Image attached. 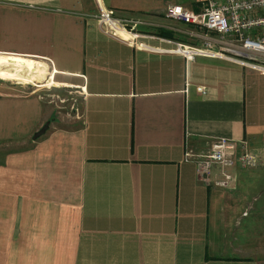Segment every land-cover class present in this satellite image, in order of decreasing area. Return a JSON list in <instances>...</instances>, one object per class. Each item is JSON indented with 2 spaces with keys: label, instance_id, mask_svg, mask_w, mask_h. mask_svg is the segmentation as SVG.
Instances as JSON below:
<instances>
[{
  "label": "crops",
  "instance_id": "crops-1",
  "mask_svg": "<svg viewBox=\"0 0 264 264\" xmlns=\"http://www.w3.org/2000/svg\"><path fill=\"white\" fill-rule=\"evenodd\" d=\"M205 1L0 0V59L39 63L46 84L83 105L82 120L34 140L55 115L46 84H0V264H264V187L239 186L264 181V73L141 49L91 18L103 7L141 33L200 45L217 35L165 12ZM219 138L246 140L259 170L227 168L236 182L222 188L215 166L205 183L186 153Z\"/></svg>",
  "mask_w": 264,
  "mask_h": 264
},
{
  "label": "built area",
  "instance_id": "built-area-1",
  "mask_svg": "<svg viewBox=\"0 0 264 264\" xmlns=\"http://www.w3.org/2000/svg\"><path fill=\"white\" fill-rule=\"evenodd\" d=\"M165 15L168 19L214 33L217 38L207 39L200 45L173 42L141 33L138 27L143 22L117 18L111 10L103 7L91 18L98 23L104 34L131 44L135 41L141 49L178 53L188 61L197 57L223 59L264 73V0H206L202 11L198 13L182 5L171 4ZM148 40L174 45V48H152L146 43ZM197 90L206 94L202 87ZM186 160L195 162L198 176L207 184L211 182L213 168L219 166L222 179L215 186L222 188H230L236 182V177L228 173L227 168L255 170L261 165L260 156L250 148L246 140L227 138L215 140L205 155L187 152Z\"/></svg>",
  "mask_w": 264,
  "mask_h": 264
},
{
  "label": "rangeland",
  "instance_id": "rangeland-1",
  "mask_svg": "<svg viewBox=\"0 0 264 264\" xmlns=\"http://www.w3.org/2000/svg\"><path fill=\"white\" fill-rule=\"evenodd\" d=\"M128 38V36H124ZM0 59V64L3 63L5 58L9 57H1ZM4 58V59H3ZM29 70H32L33 66H28ZM31 76L30 74H28ZM47 79V78H46ZM48 80H34L33 82H22V81H11L8 79H3L0 77V84L4 85H9L10 87H23V88H36L39 87L38 85H44L46 84ZM21 83V84H18ZM22 84H27V85H22ZM44 92V101L50 105L52 108L55 110V115L52 118V122L54 124H59V126H72L73 121L72 119L76 118L79 120H82L83 118V105H82V99L81 95L76 92L77 90L75 89H68V91H61V90H56L55 86L51 87V85L46 84L45 87H41ZM259 170V169H258ZM256 171V170H255ZM245 183H241L239 186H247L252 183H259L262 182V184L257 185V186H263L264 187V181L258 180L256 175H247L245 176ZM241 209V207H240ZM238 239L241 240L242 236V230L241 227L238 229ZM242 245V246H241ZM237 251H241L242 253H247L248 250L243 249V244L242 243H237L236 244Z\"/></svg>",
  "mask_w": 264,
  "mask_h": 264
},
{
  "label": "bare ground",
  "instance_id": "bare-ground-1",
  "mask_svg": "<svg viewBox=\"0 0 264 264\" xmlns=\"http://www.w3.org/2000/svg\"><path fill=\"white\" fill-rule=\"evenodd\" d=\"M28 66H33L32 70H29ZM46 74L39 67V63L32 60L11 57L0 64V77L11 81L31 83L35 79L39 80V78L45 80ZM48 85H51V82H48Z\"/></svg>",
  "mask_w": 264,
  "mask_h": 264
},
{
  "label": "water",
  "instance_id": "water-1",
  "mask_svg": "<svg viewBox=\"0 0 264 264\" xmlns=\"http://www.w3.org/2000/svg\"><path fill=\"white\" fill-rule=\"evenodd\" d=\"M51 120L50 121H47L43 126H42V128L38 131V132H36L35 133V135H34V140H37V139H39L40 137H42L43 135H45L46 134V132L49 130V128H50V125H51Z\"/></svg>",
  "mask_w": 264,
  "mask_h": 264
}]
</instances>
